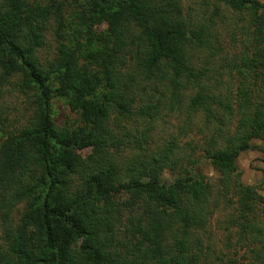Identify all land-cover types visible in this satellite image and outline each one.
Returning a JSON list of instances; mask_svg holds the SVG:
<instances>
[{"label": "trees", "instance_id": "obj_1", "mask_svg": "<svg viewBox=\"0 0 264 264\" xmlns=\"http://www.w3.org/2000/svg\"><path fill=\"white\" fill-rule=\"evenodd\" d=\"M189 1L195 7L183 17L180 0H68L66 23L59 0H0L1 76L21 75L35 98L26 125L0 141V264L193 263L188 233L216 207L210 184L192 169L197 160L191 150L178 154L172 140L149 155L148 121L156 107L136 113L145 121L139 138L131 134L133 147L124 140L127 131L117 133L123 130L117 119L132 116L134 96L146 85L166 88L170 109L184 104V123L196 114L205 128L216 121L202 150L219 175L216 195L235 197L244 221L264 205L254 187L241 184L234 165L252 140L264 137L263 106L243 83L233 102L220 95L221 68L210 66L221 51L214 34L220 4L248 18L238 74L264 78V4ZM49 18L56 52L41 65L36 52ZM104 20L107 40L93 31ZM54 99L77 116L74 123H53ZM233 112L229 133L221 125ZM84 150L77 162L70 159ZM165 171L173 175L169 183L161 181ZM119 228L123 240L116 237Z\"/></svg>", "mask_w": 264, "mask_h": 264}, {"label": "rangeland", "instance_id": "obj_2", "mask_svg": "<svg viewBox=\"0 0 264 264\" xmlns=\"http://www.w3.org/2000/svg\"><path fill=\"white\" fill-rule=\"evenodd\" d=\"M59 1L63 4L62 18L67 23L69 9L65 5L68 0ZM257 1L264 4V0ZM180 4L183 17L189 15V7H195L189 0H180ZM219 6H221L223 17L220 13L218 18H214V34L221 51L216 57L218 63L210 66L221 68L218 77L220 95L231 97L229 100L233 102L236 92L243 86V83L249 91H256L255 95L251 92V98L257 104H262L264 112V78L258 76L255 79H242L236 69V65H241L238 59L240 54L246 53L245 49L239 45V40L243 38L242 29L246 26L248 18L244 13H235L220 4ZM197 13L196 10L195 14ZM53 27L55 28L54 22L49 18L45 22V29L42 33V45L36 52L41 65L47 64L56 52L52 36ZM93 31L94 35H98L102 40L109 38L105 20L93 26ZM231 37L233 40H230ZM233 57L235 58L234 65L230 61ZM21 79L19 74L2 77L0 72V141L7 134L15 133L24 127L31 117L35 98L33 92L22 85ZM144 89L145 91L138 92L134 96L132 116L127 120L117 119V124L123 128L122 132H117L118 136H122L127 131L130 135L124 140L128 146L133 147L132 139L134 138L131 134L139 138L142 127L140 121L144 119L136 113L140 107L146 106L147 109L151 106L156 107L155 112L151 109L152 113L148 121L150 132L146 151L149 155L153 151L159 152L171 140L178 154L186 156L191 150L192 160H197L192 169L210 184L212 188L210 194L216 199V207L212 208L211 215L200 226L190 229L186 238L187 253L194 259L192 264H264V205H255L248 221L240 219L236 198L229 194L228 200H223L220 195H216L219 175L202 156V150L206 148L207 139L216 121L211 120L205 128L202 118L196 114L190 120V124L189 122L184 123V104L179 110L170 109L169 93L166 88L163 89L159 85H146ZM51 102V118L56 126L72 124L76 121L77 116L60 101L54 99ZM111 116L114 118L115 114L112 113ZM225 118V123L221 125V128L230 133L236 124L234 112L229 116L226 115ZM214 144L215 147L218 146L220 140H215ZM127 145L124 153L128 149ZM86 153L87 150L73 152L70 159L77 162ZM234 165L239 173L241 184L254 187L257 194L264 198V137L252 140L250 148L237 155ZM172 179L173 175L169 171H165L161 176L163 183H169ZM20 210L21 207L18 205L10 211L11 224L17 221ZM123 220H125L124 216H122ZM115 234L119 240L124 239L121 228ZM4 235L3 223L0 219V249H3ZM126 246L130 247L131 242H126Z\"/></svg>", "mask_w": 264, "mask_h": 264}]
</instances>
